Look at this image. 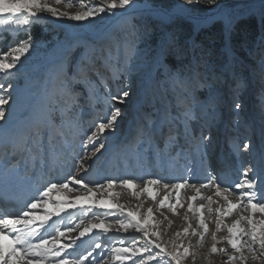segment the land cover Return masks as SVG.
Wrapping results in <instances>:
<instances>
[{"label":"snow or ice","instance_id":"6c2138e0","mask_svg":"<svg viewBox=\"0 0 264 264\" xmlns=\"http://www.w3.org/2000/svg\"><path fill=\"white\" fill-rule=\"evenodd\" d=\"M62 2L63 0H55L56 4ZM77 3L84 10L70 14L67 11L61 12L43 0H0V28H11L13 31L28 29L41 18L39 14L44 12L75 22H87L102 14H113L116 10L134 6L135 0H95L94 3L71 0L68 6L73 7ZM207 3L215 4L216 0H207ZM146 28V25L138 24L135 20L130 21L126 29L109 37L107 42L87 46L81 56L67 67L63 61L58 64L57 82L54 86L56 105L51 106L52 110L44 119L30 122L18 133L15 141V146L22 148L24 152L35 153L37 167H42L45 171L53 168L58 159V146L66 135L65 128L71 124L73 114L80 105L90 100L88 88L93 82V77L102 78L101 70L111 73V78L119 76L120 69L124 67L123 58L140 51L138 41L142 39ZM32 41L33 37L28 33L26 39L18 46L0 55V75H10L11 70L20 63L21 57L33 46ZM196 47L198 46L193 43L191 47L186 48L170 33L160 37L152 50L153 62L157 74L165 82L169 99L163 109H154L141 117L132 141L138 154L144 153L150 158L169 156L165 149L175 150L177 146L180 147L178 154L195 151L205 164L207 182L200 183L198 187L196 183H189L187 178L182 182L163 183L159 178L149 177L141 186L136 178H109L106 183H97L90 187L80 173L87 172L86 161L97 157V154L106 148L111 133L117 130V121L122 115V110L115 107V103L123 104L130 96L129 90L119 91L115 95L110 93L109 103L112 111L109 118L97 122L91 134L86 135L82 141L81 151L75 153L73 159L74 174L70 172L64 182L49 183L42 189H37L38 196L17 208L15 215H0V264H85L86 261H89V264H105L109 256L118 264H125L129 260L132 264H183V261L191 256L195 264L199 253L190 251L193 245H177L171 242L172 250H169L168 245L163 243L161 233L154 230L162 221H155L153 208H149L144 216L138 211H126L124 205L112 202L111 197L118 195L112 191L117 184L131 191L137 198L146 194L157 202L160 209H170L174 214H178V207H184L181 202V190L193 189L197 195L190 198L193 203L188 205V212L198 218V229H192L190 232L189 223L183 233H176L177 237L181 234L199 236L197 247L203 248L204 240L210 231L204 213L215 212L216 232L212 233L213 244L209 256L223 253L227 257L225 264H235L237 260L247 264V249L252 254V259H264V218L256 219L257 213L264 216V189H258L257 185L258 179L264 185V143L257 147L251 137L245 138L242 143L238 136L227 138L234 153H250L255 163L243 167L242 178L238 182L221 187V183L217 182L216 176L207 167V157L216 147L214 131L218 129L223 118L224 97L220 86L227 82V69H210L203 57L196 55ZM260 56L261 66L264 68V48L260 50ZM246 86V81L241 79H234L230 86L233 96L232 110L236 114L237 124H241L242 105L236 96ZM11 87L9 84L7 90ZM4 89L5 85L0 83V90ZM260 99L264 106V91ZM8 103L9 98L0 96V121H5L4 106ZM243 126L248 127L247 124ZM249 173L252 174L251 178ZM11 179L13 176L9 168H6L5 173L0 175V181L8 183ZM161 184L163 190L172 191L158 200V190L155 186ZM69 185L78 188H70ZM137 188L140 190L136 191ZM209 188H215V195L222 197L226 206L221 205L213 209L212 205L216 201L212 197L199 195L201 189ZM98 189L107 192L109 198H98ZM61 190H78L84 194L69 199ZM173 193L174 202L170 200ZM232 195L237 196L236 202L230 198ZM202 199L208 201L207 205L197 206L195 202ZM240 209L249 214L241 215L232 224L224 223L226 217ZM62 214H67L68 223H65V216ZM54 217L56 219H53ZM184 218L189 219L187 215ZM86 220L89 223L82 228L78 237L69 235L80 229ZM130 228L140 235L127 244L124 239H120V247L113 246L107 253L99 241L94 243L92 250L86 255L76 251L80 237L92 234L94 230H98L99 235L107 236L114 230L117 234L127 233ZM224 229H227L228 235L218 238L216 233ZM221 242H227L233 253L239 255H229L227 249L219 248L217 245ZM97 249L100 251L97 252Z\"/></svg>","mask_w":264,"mask_h":264},{"label":"rangeland","instance_id":"374dc122","mask_svg":"<svg viewBox=\"0 0 264 264\" xmlns=\"http://www.w3.org/2000/svg\"><path fill=\"white\" fill-rule=\"evenodd\" d=\"M43 2L58 8L61 12L67 11L70 14L84 10L79 7L78 3L69 7L68 4L71 0H63L60 4H56L55 0H43ZM86 2L94 3L95 0H86ZM39 15L41 18L28 29L13 31L11 28L7 30L0 28V55L18 46L26 39L28 33L33 37V46L25 56L21 57L17 67L12 69L8 76L0 75V83L5 85V89L0 90V96L9 98V103L4 106L5 121H0L1 175H3L2 169L9 168V171L16 177L33 179L35 183H38L37 189L49 183L64 182L70 172L74 174L73 159L75 153L81 151V144L86 135L91 134L97 122L106 121L109 118L112 111L109 103L110 93L115 95L119 91L129 90L130 96L123 104L115 103V107L122 110V115L117 121L120 122L117 123V130L111 133L106 142V148L101 150L97 157L86 161L87 165L91 162V165L87 167V179L97 183H106L109 178H136L137 183L141 186L143 181L149 177L159 178L163 183L182 182L184 178H187L189 183H196L198 187L199 183H206L205 164L195 151L178 154L180 147L177 146L175 150L165 149L170 154L169 156L150 158L144 153L138 154L132 141L141 117L154 109H163L169 99L165 82L157 74L152 52L160 37L165 33L172 34L176 41L186 48L191 47L193 43L197 45L196 55L203 57L210 69H227V82L220 86L221 94L224 97L223 118L218 129L214 131L216 147L207 157V167L216 176L217 182L221 183V187L233 185L242 178L243 167L255 163L250 153L242 151L239 154L234 153L227 138L238 136L242 143L245 138L251 137L257 147L264 143V106L260 99L261 93L264 91V68L261 66L260 56V50L264 48V30L261 27L257 31L249 30L240 25L249 15H257L260 20L264 18V0H221L216 5L207 3V0H135L134 6L116 10L113 14H102L87 22L71 21L66 17L53 16L48 12ZM133 20L147 26L142 39L138 41L140 51L123 58L124 67L120 69L119 76L111 78V73L101 70L102 78L93 77V82L88 88L90 100L80 105L73 114L71 124L65 128L66 135L58 146L56 164L50 171L37 167L35 153L24 152L22 148L15 146V141L18 133L30 122L44 119L46 114L52 110L51 106L56 105L54 86L57 82L58 64L63 61L67 67L71 63L69 56L72 55L71 59L75 57L77 60L87 46L107 42L109 37L120 34ZM216 22L222 24L220 33H215L213 37H206L207 42L205 43L196 40L199 32ZM43 23L51 24L55 33L42 27ZM229 24L231 25L230 31ZM38 26H41L40 31L36 29ZM234 79L244 80L247 84L236 96L242 105L241 124L235 123L236 114L232 110L233 96L230 86ZM9 84L12 87L7 90ZM204 94L207 95V92ZM244 124H247L248 127L245 128ZM125 127L126 129L122 131ZM116 134H120V137L114 139ZM250 175L251 173H249ZM3 185L6 188L9 187L8 183L0 181V186L3 187ZM257 185L258 189H264V185L259 179ZM69 187L73 186L69 185ZM155 187L158 190V200L163 199L172 191L171 189L163 190L162 184ZM114 189L112 191L115 193H119L118 190L122 189V195L137 198L131 191L123 189L119 184ZM139 190L137 188L136 191ZM191 190V188L181 190V202L184 207L177 208L178 214H174L167 208L160 209L157 202L148 198L146 194L141 195L140 199H143L146 207L154 209L155 221H162L154 230L161 233L162 241L168 245L169 250H172L171 242H175L177 245L191 244L193 247L190 251L199 253L195 264H225L227 257L223 253L208 255L213 244L212 233L216 232L217 213H208L207 211L204 213L210 231L204 240L203 248L197 247L199 236L190 234L176 236L177 232L183 233L184 221L188 226L191 223L190 232L192 229H198V218H194L193 214L188 212V205L193 203L188 199ZM234 191L238 192L239 190ZM61 192L69 198L70 191L61 190ZM203 192L207 194L210 192L211 197L216 201L212 208H219L216 204L222 201V197L215 195V188L203 189ZM122 195L121 197H123ZM53 196L55 198V193ZM173 198L175 201L174 193L170 196V200ZM230 198L233 202L237 200L236 195H232ZM205 202V200H198L195 203L197 206L207 205ZM147 210H143L142 215L146 216ZM181 210L183 214L180 218ZM2 211L0 209L1 215L4 214ZM248 214L243 209L236 210L231 216L224 219V223L232 224L234 222L232 218L239 219L241 215ZM185 215L189 217L188 220L183 218ZM159 217L162 218L158 220ZM262 218L264 216H261L260 213L256 214L257 220ZM109 219H115V217H109ZM86 221L89 223L88 220ZM65 223H68L67 216ZM244 224L246 226V222ZM95 234H98V230H94L86 237L91 238ZM120 234V236L108 234L106 240L109 243L107 244L102 240L105 236L98 234L99 236L90 244L84 247V243L76 251L81 255H86L88 251L92 250L94 243L99 241L107 253L111 247L120 246L118 243L120 239H124L127 244L140 235L135 230ZM216 235L218 238L226 237L227 229L216 233ZM217 246L227 249L229 255H239L233 253L227 242H221ZM96 251L99 252L100 249ZM93 255L95 256L96 253ZM245 255L249 258L247 264H264V259H252V254L247 249H245ZM111 259L109 256L105 260V264H108L107 262ZM130 262L132 261H126L125 264ZM85 264H89V261H86ZM109 264H118V262L112 261ZM183 264H194L192 257L189 256L185 259ZM235 264H242V262L237 260Z\"/></svg>","mask_w":264,"mask_h":264},{"label":"bare ground","instance_id":"6f19581e","mask_svg":"<svg viewBox=\"0 0 264 264\" xmlns=\"http://www.w3.org/2000/svg\"><path fill=\"white\" fill-rule=\"evenodd\" d=\"M71 33V32H70ZM96 38V37H95ZM35 100V99H34ZM33 100V101H34ZM32 101V102H33ZM32 104V103H31ZM31 106V105H30ZM29 111H30V108H29ZM119 121V120H118ZM117 123H120V122H117ZM125 125V124H124ZM124 129H126V127L125 128H123V130L122 131H124ZM121 131V132H122ZM118 137H120V134H116V136H114V139H117ZM99 155V154H98ZM96 162V161H95ZM94 163V162H93ZM88 165H91V162L88 164ZM5 173V169H2V174H4ZM12 174V173H11ZM86 174L87 173H85V172H81L80 173V175L81 176H83V178H84V180H85V182L86 183H89V185H90V187H94L95 186V184H97V182L96 181H94V180H91V179H87V176H86ZM1 175V174H0ZM12 176H13V179H11L9 182H8V188H6V186H4L3 185V187H1L0 186V189H1V192H2V194H3V196L5 197V198H7V199H12V203L14 202V199H16L17 200V202H19V207L22 205V204H24L26 201H30L31 199H34V198H36L37 196H38V191H37V184L33 181V179H31L30 177H29V179H21V178H19V177H16V176H14V174H12ZM251 176H252V174L249 176L250 178H251ZM94 182H96V183H94ZM200 184V183H199ZM93 185V186H92ZM73 187H76V188H78V186H75V185H72ZM198 186V185H197ZM73 187H71V188H73ZM124 189V188H123ZM115 190V189H114ZM118 194H123L122 193V189L121 190H118ZM163 193V192H162ZM213 193V192H212ZM80 195H83V193L81 192V191H78V190H76V191H70V193H69V198L70 199H74L76 196H80ZM121 195L119 196V195H117L115 198L114 197H112V202L113 203H119V204H122V205H124L125 206V210L127 211V210H131V211H138V212H142L143 210H147V209H149V206H147L146 207V204H145V202H143V199H140V197L137 199V198H134V197H128V196H124V195H122L123 197H121ZM162 195V194H161ZM195 195H197V193L192 189L190 192H189V194H188V199H189V202L191 201V197L192 196H195ZM199 195H201V196H204V197H211V193L209 192V194H207V193H204L203 192V189H201V191H200V194ZM97 197L98 198H103V199H108L109 197H108V193L107 192H105V191H103V190H97ZM142 198V197H141ZM53 200H55V198H54V196H53ZM172 201H174V198L173 199H171ZM202 200H205L206 202V204L208 203V201L206 200V199H202ZM198 201V200H197ZM226 204V202L223 200V198H222V201L221 202H218L216 205H217V207L219 206H221V205H225ZM17 207L16 208H12L10 205L9 206H6L5 207V210H6V212H5V216H7V215H15L16 214V212H15V210L17 209V208H19L18 207V205H16ZM151 207V206H150ZM155 208V207H154ZM216 208V207H215ZM69 211H72V210H69ZM102 211V210H101ZM163 212V211H162ZM179 212V211H178ZM214 213V212H213ZM182 210L179 212V216H180V218L182 217ZM189 214V213H188ZM62 215H64L65 217L67 216V214H62ZM209 215V214H208ZM216 215V214H215ZM214 215V216H215ZM178 216V217H179ZM160 218H162V217H159L158 218V220L160 219ZM165 218V217H164ZM184 218V217H183ZM227 218V217H226ZM233 219V221H235V220H237L238 218H236V217H234V218H232ZM78 223V222H77ZM87 221H85V224L84 225H82L81 226V228L80 229H77L76 231H74V232H72V233H70L69 235H71V236H73V237H78L79 236V232L82 230V228L83 227H85V226H87ZM164 225V224H163ZM183 225V224H182ZM187 222L186 221H184V225H183V227L184 228H186L187 226ZM163 227V226H162ZM165 227V226H164ZM195 227V226H194ZM174 228V227H173ZM130 230H134V229H129V231ZM114 232H115V230H114ZM112 233V236H120L121 234L120 233H118V235H117V233ZM99 235L98 234H95L94 235V237H91V238H87L86 236H84V237H80V239L77 241V244L79 245V247H81L84 243H85V245H84V247L87 245V244H90L91 243V241L92 240H94V239H96L97 237H98ZM106 238L108 239V237L107 236H105L102 240H103V242L104 243H109V241H107L106 240ZM123 238V237H122ZM67 242V241H66ZM116 244V243H115ZM78 247V248H79ZM117 247H120V246H117ZM165 260H167V257H165ZM256 260V259H255ZM112 261L113 262H115L114 261V259H111V261H109V262H107L108 264L109 263H112ZM129 264H132V262H130Z\"/></svg>","mask_w":264,"mask_h":264},{"label":"trees","instance_id":"16d2710c","mask_svg":"<svg viewBox=\"0 0 264 264\" xmlns=\"http://www.w3.org/2000/svg\"><path fill=\"white\" fill-rule=\"evenodd\" d=\"M219 1H221V0H216V3L212 4V5H216L217 3H219ZM240 25L242 27L244 26L245 28H247L249 30L257 31V29L259 27H261L264 30V18L260 20L257 15H249L247 18H245L240 23ZM41 26L45 27L47 29V31L51 30V33H55L54 32V28H53V26L51 24L43 23V25H41ZM41 26H38V28H36V29H39V31H40L41 30ZM221 30H222V24H220L219 22H216V23L212 24L210 27H208L207 29L199 32L197 34L196 40L205 43V42H207L206 41L207 40L206 37H213V35H215V33H220ZM46 39L49 40L48 38H46ZM71 58H72V55H71V57L69 56V59L71 60V63L76 61L75 57H73V59H71Z\"/></svg>","mask_w":264,"mask_h":264},{"label":"water","instance_id":"95a60500","mask_svg":"<svg viewBox=\"0 0 264 264\" xmlns=\"http://www.w3.org/2000/svg\"><path fill=\"white\" fill-rule=\"evenodd\" d=\"M211 16V15H210Z\"/></svg>","mask_w":264,"mask_h":264}]
</instances>
